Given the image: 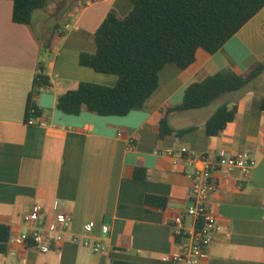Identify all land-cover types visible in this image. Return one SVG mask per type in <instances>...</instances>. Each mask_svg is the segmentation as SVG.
Returning <instances> with one entry per match:
<instances>
[{
  "label": "crops",
  "instance_id": "1",
  "mask_svg": "<svg viewBox=\"0 0 264 264\" xmlns=\"http://www.w3.org/2000/svg\"><path fill=\"white\" fill-rule=\"evenodd\" d=\"M82 3L65 20L70 24L64 36L52 38V57L46 61L33 28L14 22V0H0V224L9 227L10 240L25 233L23 217L34 205L42 210L38 225L49 224L59 213L72 220L60 248L41 253L9 243L0 264H173L177 245L171 220L189 205L195 167L204 157L215 161L243 154L257 162L248 178L239 170L217 174L211 208L219 231L201 264H264V71L206 108L169 114L172 128L196 130L160 136L164 113L183 103L188 86L224 70L243 74L264 64V8L215 54L198 49L186 69L167 64L158 89L129 114L68 115L58 110V95L80 82L117 83L115 75L81 66L80 54L96 52L93 34L111 10L126 16L132 9L131 0ZM38 14L47 39L55 23L48 28L39 10L34 22ZM40 61L51 87L35 97L42 111L38 121L45 125L30 126L27 101ZM226 104L237 106L235 120L219 136L209 137L203 125ZM183 148L195 166L180 155ZM137 169L144 170V178L135 176ZM146 196L165 199V206L146 204ZM89 223L91 241L104 245L105 253L71 242Z\"/></svg>",
  "mask_w": 264,
  "mask_h": 264
},
{
  "label": "trees",
  "instance_id": "2",
  "mask_svg": "<svg viewBox=\"0 0 264 264\" xmlns=\"http://www.w3.org/2000/svg\"><path fill=\"white\" fill-rule=\"evenodd\" d=\"M49 2L14 0V22L32 27L35 12L45 10ZM131 3L132 9L126 16H119L115 10L108 13L93 34L96 52H83L79 59L83 67L117 76V83L114 86L78 83L75 89L58 95L57 108L62 113L129 114L134 108L143 106L158 89L159 74L167 64L174 63L186 69L195 61L198 49L215 54L264 8V0H131ZM68 24V21H57L49 38L40 42L41 57L46 61L52 57V38L64 36ZM39 70L28 96L25 121L42 116L35 97L51 87L43 61H40ZM263 71L264 64L256 63L243 74L224 70L191 84L185 90L183 103L164 113L160 136H181L196 130L197 127L172 128L169 114L206 108L223 94L241 90ZM237 111L236 105L218 108L203 125L207 135L219 136L235 120ZM135 176L144 178V170L137 169ZM145 202L160 208L165 206V199L156 196H146ZM9 241V227L0 224V254L7 252Z\"/></svg>",
  "mask_w": 264,
  "mask_h": 264
},
{
  "label": "built area",
  "instance_id": "3",
  "mask_svg": "<svg viewBox=\"0 0 264 264\" xmlns=\"http://www.w3.org/2000/svg\"><path fill=\"white\" fill-rule=\"evenodd\" d=\"M26 123L30 126L45 125L43 121H38L33 117ZM180 155L190 166L196 165L195 159L187 149L183 148ZM256 165L257 162L250 155L243 154L231 157L221 156L215 161L204 157L200 167H195L191 175L189 205L171 220V230L177 245V251L171 256L173 264H201L215 234L219 231L217 217L211 208V200L219 186L217 174L239 170L248 178ZM41 214V207L34 205L23 217L28 230L15 236L9 243L24 248H36L41 253H48L53 249L60 248L69 232L71 217L59 213L52 222L41 226L38 225ZM186 218H189L190 221L186 222ZM92 232V224H86L83 234L73 235L71 242L83 247H90L96 253H105L107 249L104 245L91 241ZM102 232L107 234L109 227L104 226Z\"/></svg>",
  "mask_w": 264,
  "mask_h": 264
},
{
  "label": "rangeland",
  "instance_id": "4",
  "mask_svg": "<svg viewBox=\"0 0 264 264\" xmlns=\"http://www.w3.org/2000/svg\"><path fill=\"white\" fill-rule=\"evenodd\" d=\"M79 5H82V0H51V4L49 2L48 9L39 10L41 20L46 24V26H49L48 28H50L53 23H56L57 18H60L63 22L68 19L70 15L76 12ZM65 8H68L67 11H65ZM51 9L53 10L52 14L49 13ZM53 14H56L57 17H54ZM37 19H39V14L36 16V20L32 28L37 36V39L42 43L44 42V36L42 35L43 33L41 32V29H39V22H37Z\"/></svg>",
  "mask_w": 264,
  "mask_h": 264
}]
</instances>
